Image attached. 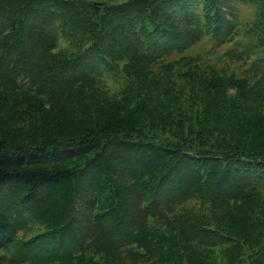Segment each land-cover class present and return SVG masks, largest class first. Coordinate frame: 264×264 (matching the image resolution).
<instances>
[{
  "label": "trees",
  "instance_id": "trees-1",
  "mask_svg": "<svg viewBox=\"0 0 264 264\" xmlns=\"http://www.w3.org/2000/svg\"><path fill=\"white\" fill-rule=\"evenodd\" d=\"M244 1L0 0V264H264V57L169 61Z\"/></svg>",
  "mask_w": 264,
  "mask_h": 264
},
{
  "label": "rangeland",
  "instance_id": "rangeland-1",
  "mask_svg": "<svg viewBox=\"0 0 264 264\" xmlns=\"http://www.w3.org/2000/svg\"><path fill=\"white\" fill-rule=\"evenodd\" d=\"M258 7L251 2H235L233 9L227 10V19H235L236 31L232 36L231 42L222 44L212 40L210 36L202 38L198 44L183 55H174L169 61L182 58H200L207 62L211 67L227 73L235 74L239 78H250L253 80L262 76L258 66L264 57V45L259 44L261 34L258 27ZM257 39V40H256ZM68 45L62 44L66 49ZM25 230L18 232V237L23 241L34 238L40 226L31 222ZM17 247L11 248L12 253Z\"/></svg>",
  "mask_w": 264,
  "mask_h": 264
}]
</instances>
